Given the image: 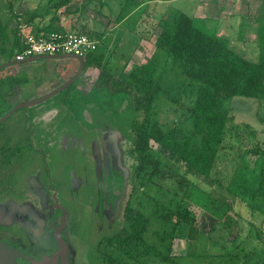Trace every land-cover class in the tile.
Returning <instances> with one entry per match:
<instances>
[{"label": "rangeland", "instance_id": "obj_1", "mask_svg": "<svg viewBox=\"0 0 264 264\" xmlns=\"http://www.w3.org/2000/svg\"><path fill=\"white\" fill-rule=\"evenodd\" d=\"M10 1L12 0H0V12L8 18L12 15ZM55 1L57 0H16L15 14L20 16L25 12L31 14L36 11L31 27L34 32L44 31L46 25L54 29L65 28L64 30L88 32L98 25L102 26L101 29L104 26L109 27L107 20H111V15H114L112 21L116 22L122 9L121 2H126V0H109L114 6L111 12H108L103 2L106 0H70L65 8L59 9L55 6ZM173 2L169 5L171 14L175 10H181L194 17L202 16L208 20L210 28L219 36L230 40L234 49L252 60H258L259 48L256 43L258 17L264 0H173ZM143 8L145 9L146 6ZM161 15L168 17V9L159 7L158 17L155 18L159 20ZM149 20L143 26L145 36H150ZM18 22L20 18L16 17L11 24L18 26ZM21 27L24 36L28 27L25 24ZM156 34L153 30V40L149 43H146V39L143 40L145 47L138 60L145 61L153 54ZM99 42L100 50H106V55L111 59L107 66L108 71L113 73L112 75L120 73L126 59L125 55L128 53L123 48L112 47L113 44L110 42L104 49L105 38L99 39ZM75 60L71 63H76L75 67H77ZM69 61L61 58L42 59L22 63L14 68L6 67L0 70V79L10 73L17 74L18 77L28 75L29 82L17 84L14 87L15 95L11 99L13 103L25 101L36 93L38 84L46 81L49 85H54L51 78L60 73L65 74L64 80L69 79L74 71L66 69ZM161 68L164 69L162 80L164 90L154 104L152 115L161 121L166 117L178 119L179 117L173 112L175 106L191 105L195 100V86L190 84L181 69L172 63L171 58L164 56L161 60ZM100 73L99 68H86L81 78L73 84L41 102L42 104L17 109L3 123L15 129L21 122L29 133L36 130V134H40V137L44 135V140H55L57 148L72 147L66 151L61 150L58 154L48 153L49 164L45 165L46 160H42V165H45L43 168L49 169L37 172L34 168L35 164L31 163L15 171L12 192L14 198L20 203L25 200L24 206L33 205L35 211L48 220V214L53 212L54 216L55 214L59 216L60 210L55 207L54 193L47 190V184L48 188L53 184L60 189L61 204L66 207L70 217L68 229L76 264H105L100 251L111 247L109 239L115 235L114 231L121 229L125 223L126 207L129 204L150 214L156 213L161 204L172 210L181 208L184 214H188L194 221L181 225L173 240L160 241L158 235L163 232L159 229L163 227H160L162 224L154 217L152 227L147 234L154 251L148 247L151 253L147 254L141 263L144 261L148 264H231L233 261H239L244 264H264L263 257L251 256L247 253L258 250V247L264 248V241L260 242L262 238L264 239V223L261 224L256 217H251L247 206L241 204L234 195L226 192L224 188L217 187L218 190H214L202 176L190 171L186 163L179 162L155 141H151L153 148L171 166L165 167L164 172L155 177L148 188L143 184L137 174L138 160L134 151L136 137L134 124L143 119V115L135 109L137 98L130 93L112 94L109 89H103L101 85L108 73L104 75ZM9 88L10 84L7 83L2 86L1 92ZM42 105L44 106L41 107ZM236 106L237 108L232 109L234 122L249 123L256 135H249L247 130L242 134V129H239L238 133L242 136L238 140L234 137L229 139L228 147L233 149H228L226 156L219 160V170L223 172L224 179H230L236 164L242 162L237 155L249 151L245 157L246 165H242V173L248 183L257 185L260 181V169L264 167V153L257 156L250 153V150L257 151L259 147L264 148V119L259 114L262 107L257 100L252 99H240ZM50 107H57L58 115L48 120L50 123L47 125L42 116ZM4 108L6 106L0 103V115L5 112ZM105 140L115 156V167L126 171L124 195L118 201L117 210L114 212L107 210L109 222L97 210L91 208L94 204L93 193L96 190L95 173L98 171V163L102 162L106 168L108 167L106 152H102V148L105 149ZM252 165H254L253 170ZM170 168L173 170L169 171ZM104 171L103 168L101 172ZM103 176L105 178V174ZM33 178L42 182V188L46 190L47 202L43 199L40 187L35 186ZM146 188L150 196L143 192ZM4 194L7 196L9 193ZM217 201H224L230 209L223 206L221 204L223 202ZM0 204L5 206L3 201ZM2 228L12 231L15 227ZM238 236L241 239L237 245L234 239ZM245 240V247H242V241ZM160 250L168 255L167 261L156 255ZM227 253L232 254L228 256ZM236 254L239 255L238 258Z\"/></svg>", "mask_w": 264, "mask_h": 264}, {"label": "trees", "instance_id": "obj_2", "mask_svg": "<svg viewBox=\"0 0 264 264\" xmlns=\"http://www.w3.org/2000/svg\"><path fill=\"white\" fill-rule=\"evenodd\" d=\"M15 2L16 0L10 1L12 15L9 18L0 12L2 63L17 59V55L26 48L27 45L22 36L23 24L28 27L25 35H39L42 32L54 30L64 31V29H54L50 25H46L42 32L32 31L36 11L31 14L25 12L20 16L16 15ZM69 2L70 0H57L55 6L58 9L65 8ZM126 2L117 17L118 21H122L133 8L132 0H126ZM167 9L169 16L161 15L157 22L159 33L155 39V51L145 63L136 64L130 71H124L126 66L124 62L120 73L112 75L113 73L107 69L111 59L106 55L105 50H100L99 42L98 48L84 57L85 69L95 67L101 70L102 75L108 73L101 86L103 89H109L112 94L130 93L136 96L135 109L143 115V119L134 124L136 136L134 151L138 160L137 174L147 188L155 177L164 172L165 167L171 166L153 148L151 141H155L179 162L186 163L190 171L202 176L214 190L217 187L224 188L226 192L234 195L241 204L247 206L250 216L256 217L263 224L264 167H261L259 172V183L252 185L242 173V165H246L245 157L249 151L237 155L242 162L239 161L236 164L230 179L222 177L223 172L219 170L218 163L226 156L228 149H233L228 147L229 139L241 138L239 129H242V134L247 130L249 135H256L249 123L234 122L232 109L237 108L238 100H257L262 107L261 113L259 110L260 117L264 119L262 114L264 112V5L258 17L256 38L259 48L258 60H252L234 49L228 38L219 36L210 28L207 19L191 16L181 10H175L171 14L170 6ZM16 17L20 18L19 25L12 26V20ZM54 18H57V14ZM164 56L171 58L172 63L179 67L190 84L195 86V100L191 105L175 106L173 112L179 117L178 119L166 117L161 121L152 113L159 94L164 90L162 85L164 69L161 68V60ZM16 66L17 64L8 67ZM58 76L52 77L51 80L55 81ZM26 82H29L28 75L18 77L13 73L0 79V103L6 106L4 109L12 107L7 105L6 96L14 94V87L17 84ZM7 83L10 84V88L2 93V86ZM173 101L179 102L176 99ZM245 108L247 107L243 109ZM250 153L262 155L264 148L259 147L257 151L252 149ZM170 169L169 171L173 170V168ZM147 188L143 192L150 196ZM221 202L223 206H227L224 201ZM159 207L160 209L153 214L139 207L135 208L131 204L126 207L125 223L109 239L111 247L100 251L105 264H148L144 261L141 263V260L151 253L149 249H152V245L148 241L147 234L152 227L154 217L162 224L160 227H163L159 229L163 232L160 236L158 235L160 241L173 240L181 225L190 221L194 222L188 214H184L181 208L172 210L164 204ZM227 207L230 209V206ZM240 239V236L236 237L234 243L238 245ZM262 241H264L263 238L260 242ZM245 242L246 240L242 241V247H245ZM168 247L171 249L170 245ZM157 252V256L167 261L168 255L161 250ZM247 253L264 258L263 247H258V250H253L252 253L247 251ZM227 254L230 256L232 253ZM238 254L235 255L237 258ZM231 264L244 263L233 261Z\"/></svg>", "mask_w": 264, "mask_h": 264}, {"label": "flooded vegetation", "instance_id": "obj_3", "mask_svg": "<svg viewBox=\"0 0 264 264\" xmlns=\"http://www.w3.org/2000/svg\"><path fill=\"white\" fill-rule=\"evenodd\" d=\"M79 65L80 63L77 60V68L70 77L76 73ZM68 67L67 65L66 69ZM14 95L15 92L6 96L7 105H12L13 107L22 102L20 100L13 103L11 99ZM12 107L2 113L0 118ZM43 116L42 118H44ZM8 118L0 123V202H5V206L0 204V264H11V260L14 258H16L18 264H35L43 262L45 259L51 260V264H76V257L74 250H72L71 235L68 229L70 217L66 207L61 204L59 198L60 189L53 184L48 188L47 184V190L54 193L53 201L55 202V207L60 210L59 216L56 214L54 216L53 212L48 214L49 218L51 217L48 220L38 211H35L33 205L31 207L24 206L25 200L20 203L12 194L14 189L13 173L15 171L25 166L27 167L31 163L35 164L34 168L37 172L49 169L48 167L43 168L49 164L48 153L54 152V154H58L61 150L66 151L72 147H66V149L57 148L55 140H44V135L40 137V134H36V130L29 133L26 126L21 124V122L17 124L15 129L3 125ZM46 122L47 125L50 123L48 119L44 118V123ZM104 145L105 149L103 150L102 148V152H106L108 167L106 168L102 162L98 163V171L95 173L96 190L95 193L92 191L90 193L92 192L95 195L93 198L94 204L91 208L95 211L97 210L109 222L107 210L114 212L118 209V201L124 195L126 171L115 167V156L106 140ZM42 160H46L45 165H42ZM103 168L105 170L104 173L101 172ZM33 182L35 186L40 187L43 199L47 202L46 190L42 188V182L35 178H33ZM4 193L9 194L4 196ZM61 206L66 210L65 220L63 217L64 210ZM94 206L95 208L97 206V208L95 209ZM45 207L47 208V206ZM2 227L15 228L11 231Z\"/></svg>", "mask_w": 264, "mask_h": 264}, {"label": "crops", "instance_id": "obj_4", "mask_svg": "<svg viewBox=\"0 0 264 264\" xmlns=\"http://www.w3.org/2000/svg\"><path fill=\"white\" fill-rule=\"evenodd\" d=\"M133 5L132 9L128 12V15L122 19V21L116 20V22L112 21L114 19V15H111V20L108 19L109 27L105 28V26L102 28V26L98 25L96 27H92L91 31H84V32H91L90 35L96 37L97 39H104V49L106 46H108V42L112 43V47L117 48H123L125 49V52L128 53V55H125V63L126 66L124 68V71H130L133 67H135L136 64L145 63L150 57H148L145 61L138 60V57L143 53L144 49V43L143 40L146 39V43H149L151 40H153V30L155 33L158 30L157 22L158 19L155 17H158L159 13V7H162V9H167V7L171 4H173V0H132ZM104 5L107 6V11L111 12L112 6H114L109 0L103 1ZM124 3L121 2V5L123 6ZM146 6L144 9L143 7ZM106 16V15H105ZM147 17V18H146ZM202 17V16H201ZM107 18V17H105ZM150 19V20H149ZM149 20L150 24V36H145L143 33V26L146 24V21ZM65 29V28H64ZM156 34V37H157ZM150 39V40H148ZM156 39V38H155ZM111 47V48H112ZM109 48V49H111ZM106 51V50H105ZM155 51V50H154ZM153 51V53H154ZM1 58V57H0ZM68 60V59H67ZM68 62V69L76 70L77 67H75L76 63H71L72 60H75L74 58L69 59ZM77 62V60H75ZM35 62V61H34ZM2 63V58L1 62ZM95 68V67H94ZM97 69V68H96ZM72 70V71H73ZM73 71V72H74ZM73 74V73H72ZM64 73H60L58 78L53 82L55 84L60 85L64 83L67 79H63ZM29 77V76H28ZM30 80V78H29ZM52 83V84H53ZM54 85H49L46 81L39 86H36V93L32 96H29L28 99H33L35 97H39L46 92L52 90L53 88L57 87ZM49 85V86H48ZM42 105L41 107H43ZM39 107V109H41ZM58 115V108L57 107H50L46 110L44 113L45 119H52L55 116Z\"/></svg>", "mask_w": 264, "mask_h": 264}, {"label": "built area", "instance_id": "obj_5", "mask_svg": "<svg viewBox=\"0 0 264 264\" xmlns=\"http://www.w3.org/2000/svg\"><path fill=\"white\" fill-rule=\"evenodd\" d=\"M26 48L17 55L25 59L35 55L75 54L85 57L95 51L99 40L87 32L72 30L42 32L39 35H24Z\"/></svg>", "mask_w": 264, "mask_h": 264}, {"label": "water", "instance_id": "obj_6", "mask_svg": "<svg viewBox=\"0 0 264 264\" xmlns=\"http://www.w3.org/2000/svg\"><path fill=\"white\" fill-rule=\"evenodd\" d=\"M77 59L80 63L78 70L76 71V73L70 77L69 79H67L64 83L60 84L59 86H57L56 88L46 92L45 94L37 97V98H33V99H28L26 101H22L16 105H14L5 115H3L0 118V123L3 122L5 119H7L9 116H11L17 109L27 106L29 107L30 105H35V104H39L45 100H47L48 98L54 96L55 94L59 93L60 91H62L63 89H65L66 87H68L69 85L73 84L76 80H78L79 78H81L85 67H86V63H85V59L84 57L80 56V55H75V54H55V55H51V54H47V55H35V56H29L26 57L25 59H15L12 61H7L4 63L0 64V70L4 69L8 66H12L14 64H22V63H27V62H34V61H39L42 59ZM61 208L64 210V220H65V216H66V210L63 206H61ZM63 220V221H64ZM65 245V244H64ZM11 264H18L16 261V258L11 260ZM35 264H51V260H47L45 259L43 262H39V263H35Z\"/></svg>", "mask_w": 264, "mask_h": 264}]
</instances>
